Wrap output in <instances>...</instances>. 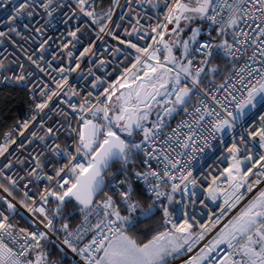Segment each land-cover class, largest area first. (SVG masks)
Listing matches in <instances>:
<instances>
[{"label": "snow or ice", "instance_id": "obj_1", "mask_svg": "<svg viewBox=\"0 0 264 264\" xmlns=\"http://www.w3.org/2000/svg\"><path fill=\"white\" fill-rule=\"evenodd\" d=\"M10 3L0 41L48 79L0 59L32 99L0 134V264H264V0Z\"/></svg>", "mask_w": 264, "mask_h": 264}, {"label": "built area", "instance_id": "obj_2", "mask_svg": "<svg viewBox=\"0 0 264 264\" xmlns=\"http://www.w3.org/2000/svg\"><path fill=\"white\" fill-rule=\"evenodd\" d=\"M98 1L99 0H95L96 4H98ZM122 2H123V0H122ZM10 8H11V3L9 5H7L5 8H0V20L5 19L6 16L10 14V12L8 11V9H10ZM124 10L126 11V9H124ZM118 11H120V10H118ZM140 11L141 12L147 11V7L146 6H140ZM25 22H27L26 19H25ZM142 22H146V21H142ZM33 23H35V21H33ZM74 23L75 22H73V24ZM70 26L71 25H65L63 23V15H62L61 12H57V13L54 14V18L52 19L51 24L48 25L47 29H46L47 36H52L54 38L51 47L48 49V52L45 54L46 60L51 58L52 50H54L56 44L60 42L58 38ZM3 28H4V26L0 25V30H3ZM21 31L24 32V29L22 28V25H21ZM25 35H27L26 32H25ZM13 38L15 40H17L18 44L22 45L24 49H27V53H29V54L38 46V44L36 42H33V41H25V40H23V39H21L19 37H13ZM37 40H39V37H37ZM106 40L109 43H114L108 37H106ZM100 47H101V44L98 43V49ZM80 50H82V48L80 47L79 44H77L76 49H73V51L77 55H78V52ZM125 51H129V50L125 49ZM0 59H3L5 64L8 65L12 70H15V71H18V69H16V65L15 64H11V61L19 59L20 62H24L25 63V67L26 68H28L29 70L34 72V77L33 78L39 77V78L45 79V80L48 79V77L45 76L44 73H41L34 66H31V65H29L27 63V61L25 60V53L23 51H21L19 48L13 47L12 44L10 42H8V41H0ZM93 59H95V58H93ZM58 64H59V61H54L53 62V67L58 66ZM85 64L87 65V60H85ZM111 70H112V66H109L108 71H111ZM5 74L8 75V74H11V73L8 72V71H5ZM85 74H86V72H85ZM69 79H70L72 84H83L84 83L82 77L77 75V74H75V73L71 74ZM6 87L23 88L26 91V93H27V90L23 87V85H13L10 82L9 83H4V84H0V89L6 88ZM27 96H28V99H29V106L24 111L23 115L20 117L19 120H22V119L26 118L27 116H29L31 114L29 109H30V107L32 105V99H31V97H30V95L28 93H27ZM57 102L58 101L53 103V107L55 106V103H57ZM45 119H47V117H45ZM14 125L15 124L10 126L5 131H8ZM228 142H230V137L225 135L224 143H228ZM212 145H213L212 148L205 149V151L197 158V161L195 163V174L196 175H199L201 171H204V172H207L209 170L215 171V169L217 167H222L223 166L222 162L217 159L220 156L221 152L223 151L221 141L219 139L213 140L212 141ZM209 206L211 208H213V209L216 208V205L212 204L211 202H209ZM21 215H25L26 216V213L24 212L23 209H21ZM21 222H23V221H21Z\"/></svg>", "mask_w": 264, "mask_h": 264}, {"label": "trees", "instance_id": "obj_3", "mask_svg": "<svg viewBox=\"0 0 264 264\" xmlns=\"http://www.w3.org/2000/svg\"><path fill=\"white\" fill-rule=\"evenodd\" d=\"M109 0H99L97 8H106ZM29 106L26 91L19 87L0 89V134L15 124ZM145 202H147L145 200Z\"/></svg>", "mask_w": 264, "mask_h": 264}, {"label": "bare ground", "instance_id": "obj_4", "mask_svg": "<svg viewBox=\"0 0 264 264\" xmlns=\"http://www.w3.org/2000/svg\"><path fill=\"white\" fill-rule=\"evenodd\" d=\"M16 88V87H15Z\"/></svg>", "mask_w": 264, "mask_h": 264}]
</instances>
